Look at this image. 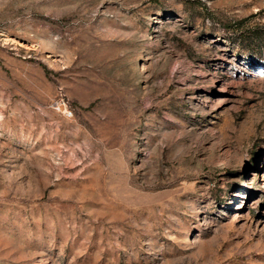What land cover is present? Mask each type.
Returning a JSON list of instances; mask_svg holds the SVG:
<instances>
[{
	"label": "rangeland",
	"instance_id": "1",
	"mask_svg": "<svg viewBox=\"0 0 264 264\" xmlns=\"http://www.w3.org/2000/svg\"><path fill=\"white\" fill-rule=\"evenodd\" d=\"M0 264H264V0H0Z\"/></svg>",
	"mask_w": 264,
	"mask_h": 264
}]
</instances>
